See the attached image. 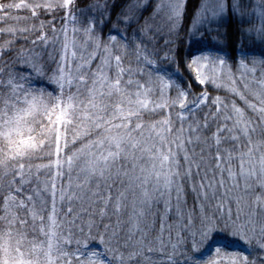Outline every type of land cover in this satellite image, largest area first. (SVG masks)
Instances as JSON below:
<instances>
[{
  "label": "snow or ice",
  "instance_id": "6c2138e0",
  "mask_svg": "<svg viewBox=\"0 0 264 264\" xmlns=\"http://www.w3.org/2000/svg\"><path fill=\"white\" fill-rule=\"evenodd\" d=\"M73 8L0 0V264H264V0Z\"/></svg>",
  "mask_w": 264,
  "mask_h": 264
},
{
  "label": "trees",
  "instance_id": "16d2710c",
  "mask_svg": "<svg viewBox=\"0 0 264 264\" xmlns=\"http://www.w3.org/2000/svg\"><path fill=\"white\" fill-rule=\"evenodd\" d=\"M109 2H111V0H109ZM154 2V0H153ZM94 3V0H74V8L73 10L74 11H77L81 8H86L88 5ZM149 11H151V9H149ZM21 14H24V13H21ZM145 15H147V13H145ZM56 16H57V24L59 25L61 23V20H60V17L63 16V11L62 10H58L57 13H56ZM50 18V17H48ZM113 19H115V16H113ZM227 26L225 25L224 27H221L220 31H224L225 28ZM105 32H107V29H105ZM208 36L207 38V41L210 45H213L215 43L216 40H211L209 35L208 34H205ZM223 40V44H222V47L224 49V52L225 54H227L228 56H233L235 55L236 57H238V46H239V42L236 40V36L235 34H233L231 37H222L221 38ZM185 43H189L187 40L185 41ZM203 87L204 86H196L194 85V88H195V91L196 92H200L203 90ZM209 92L212 96H215L217 94H220L221 96L225 95V92L223 90H220L219 93H217L216 91H214L211 87H209ZM214 110V109H213ZM208 111V108L207 107H204L202 109V111L200 113H198L199 116H203V112H206ZM213 128L215 127V123H213ZM212 128V130H213ZM206 135H211V132H207L205 133ZM228 145H223V147H227ZM40 162H43V161H33V163H40ZM93 244L101 247L98 243V241H94Z\"/></svg>",
  "mask_w": 264,
  "mask_h": 264
},
{
  "label": "rangeland",
  "instance_id": "374dc122",
  "mask_svg": "<svg viewBox=\"0 0 264 264\" xmlns=\"http://www.w3.org/2000/svg\"><path fill=\"white\" fill-rule=\"evenodd\" d=\"M75 12H76V15H77L78 17L82 15V14L79 12V10H77V11H75ZM88 14H91V10H90V9H89V13H88ZM214 27H215V26H214ZM206 34L209 35V37H210L211 40H216V39H215V37H217V32H216V31H211V32H208V33H206ZM207 38H208V36L205 35V36H204V39H203V41H202V44L205 46L206 49L215 51V50H216V44H217V41H215V43H214L213 45H210V44L208 43V41H207ZM239 47H240V44H239V46H238V49H239ZM240 54H241V53L238 51V57L240 56ZM221 55H225V52L223 51V52L221 53ZM248 55H249V57H251V56H259V55H260V51H259V50L252 51V52H249ZM212 128H213V127H212ZM214 130H215V127L213 128L212 131H214ZM93 246H94V247H99V246H97V245H95V244H93Z\"/></svg>",
  "mask_w": 264,
  "mask_h": 264
}]
</instances>
